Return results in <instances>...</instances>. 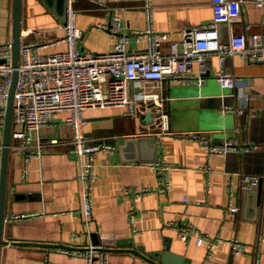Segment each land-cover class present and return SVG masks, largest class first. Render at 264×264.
Instances as JSON below:
<instances>
[{
  "label": "crops",
  "instance_id": "crops-1",
  "mask_svg": "<svg viewBox=\"0 0 264 264\" xmlns=\"http://www.w3.org/2000/svg\"><path fill=\"white\" fill-rule=\"evenodd\" d=\"M241 1V17L232 24L219 23L224 43L232 35L244 34L248 39L264 35V7L258 8L257 0ZM13 3L0 0V46L13 39ZM65 7L66 0H24L22 29L34 33L22 35V41L45 44L62 39ZM74 7L83 34L79 47L93 53L114 50V39L96 28L113 15L122 17L128 29L145 30L150 24L174 41L182 40L183 29L205 26L215 18L212 0H154L151 21L141 0H74ZM146 47L145 40L129 45L133 52ZM63 51L65 44L40 52L48 56ZM218 69V57L211 56L205 73L194 65L195 74L205 78L202 86L163 83L160 93L167 99L174 136L155 139L157 127L145 122L146 115L155 112L151 103L138 104L137 115L131 116L123 107L82 113L88 143L115 149L95 157L89 226L82 215L81 161L72 153L74 132L67 123L71 113H57L53 124L41 131L44 143H59L40 158L27 164L11 151L0 264H88L86 256L64 251L97 245L102 238L115 242L107 252V264H165L164 255H169V264H264V187L259 203L256 191L243 190L239 184L241 174L264 179V61L240 55L227 60V73L238 79L236 90L219 85ZM189 132L207 134L215 145L238 141L260 149L209 160L201 145L178 137ZM144 137L155 141V162L148 160L153 155L151 145L139 144ZM163 164L170 167L167 172L161 171ZM144 188L151 193L134 203L136 222L131 227L133 203L124 192ZM230 203L239 207V213H229ZM188 225L211 241L210 249L206 244L198 246L195 238L181 239L176 227ZM234 239L245 245V254L232 253L227 242ZM94 264H100L98 259Z\"/></svg>",
  "mask_w": 264,
  "mask_h": 264
},
{
  "label": "built area",
  "instance_id": "built-area-1",
  "mask_svg": "<svg viewBox=\"0 0 264 264\" xmlns=\"http://www.w3.org/2000/svg\"><path fill=\"white\" fill-rule=\"evenodd\" d=\"M147 19H152V2L141 0ZM215 18L205 26L190 27L182 30V40L174 41L168 33H160L149 24L145 30L128 29L118 15L111 16L105 24L97 25V29L107 32L115 41V48L107 53L83 51L79 47L82 31L76 23L77 10L74 0H66L65 36L45 44L25 43L22 41L19 60V78L15 92L13 124L11 132V151L22 155L25 163L40 158L48 147L57 145V140L46 144L41 139V131L54 122V117L60 112H69L67 119L74 132L72 153L80 157L81 174L79 180L82 189V215L85 225L89 226L93 218L92 189L95 181V157L98 153H113L114 147L103 144H89L83 129L87 122L82 113L90 109L123 107L126 115H137L138 104H153L155 113L153 125L157 127L154 134L156 140L164 135L174 134L170 129V115L165 108L167 99L160 91L167 80L184 84L202 86L203 75H196L194 65L199 64L205 73L209 57L217 56L219 69L216 79L223 89L236 90L238 79L226 71L227 60L240 55L250 61H264V35H232L228 43L221 41L219 23L232 24L242 14L241 0H212ZM258 8L264 7V0H257ZM33 31L22 32V35H32ZM147 41L144 51H130L132 41L140 43ZM59 44L66 45V51L52 55H42L41 50ZM168 50H164V46ZM14 68L12 64V41L0 46V158L3 149L6 108L12 84ZM183 140L198 143L204 149L210 160L215 156L225 157L230 153L249 154L260 149L256 144H241L238 141H226L221 145L212 143L211 138L204 133L189 132L178 135ZM167 172L170 167L160 166ZM261 177L241 174L239 184L243 190L257 188ZM232 183L229 186L232 188ZM229 188V189H230ZM132 203L129 211V224L134 227L136 209L134 203L151 193V190L127 189L125 192ZM229 213H239V207L230 203ZM26 217L17 216L22 220ZM183 241L195 238L196 244H206L210 249L211 241L198 234L195 227H176ZM234 255L246 253L243 243L234 239L227 242ZM115 248V242L102 238L97 245L87 246L82 250L66 253L83 255L88 258V264H94L98 259L100 264H107V252ZM212 257L211 254H209Z\"/></svg>",
  "mask_w": 264,
  "mask_h": 264
},
{
  "label": "water",
  "instance_id": "water-1",
  "mask_svg": "<svg viewBox=\"0 0 264 264\" xmlns=\"http://www.w3.org/2000/svg\"><path fill=\"white\" fill-rule=\"evenodd\" d=\"M23 1L24 0H14L13 3V39H12V64L14 68L13 76H12V84L9 92V99L6 108V117H5V129L3 136V149L1 153V166H0V257L1 250L4 245L3 241V229L5 223V206H6V194H7V174L9 167V159L11 154V132H12V124H13V110L15 103V92L19 78V60H20V49L22 44V19H23ZM220 101V100H219ZM218 101V102H219ZM215 101L210 100V103ZM157 114L154 111H150L146 117V123H153V119ZM142 142L149 143L153 149V155L150 159V162H155L157 159L156 154V145L154 139L150 138H140L139 144ZM251 154V153H250ZM264 187V179L261 178L260 184L257 189L248 190L256 191L258 193V201L261 202L262 194ZM169 255H164L163 262L165 264H169Z\"/></svg>",
  "mask_w": 264,
  "mask_h": 264
}]
</instances>
